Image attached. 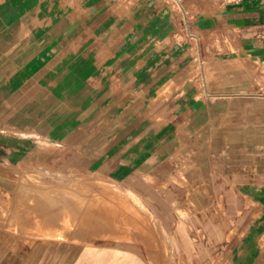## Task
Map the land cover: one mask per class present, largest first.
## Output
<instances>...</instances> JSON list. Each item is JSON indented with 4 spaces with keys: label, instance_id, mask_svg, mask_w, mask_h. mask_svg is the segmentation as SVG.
Listing matches in <instances>:
<instances>
[{
    "label": "crops",
    "instance_id": "crops-1",
    "mask_svg": "<svg viewBox=\"0 0 264 264\" xmlns=\"http://www.w3.org/2000/svg\"><path fill=\"white\" fill-rule=\"evenodd\" d=\"M142 1L0 0V164L119 185L176 264H264V0ZM87 253L0 218V264Z\"/></svg>",
    "mask_w": 264,
    "mask_h": 264
},
{
    "label": "rangeland",
    "instance_id": "rangeland-1",
    "mask_svg": "<svg viewBox=\"0 0 264 264\" xmlns=\"http://www.w3.org/2000/svg\"><path fill=\"white\" fill-rule=\"evenodd\" d=\"M157 2L144 0L131 8H159L166 14L178 10L173 0ZM88 28L82 25V38L88 36ZM166 55L167 50H162V56ZM164 64L166 71L169 62ZM181 71L196 72L185 66ZM0 179L3 232L30 243L74 245L88 252L80 258L86 264L177 263L168 255L157 226L137 196L102 176H78L42 166L19 170L0 164ZM127 249L143 250L146 256H124ZM221 262L216 257L213 264Z\"/></svg>",
    "mask_w": 264,
    "mask_h": 264
},
{
    "label": "bare ground",
    "instance_id": "bare-ground-1",
    "mask_svg": "<svg viewBox=\"0 0 264 264\" xmlns=\"http://www.w3.org/2000/svg\"><path fill=\"white\" fill-rule=\"evenodd\" d=\"M135 198V197H134ZM138 199V198H137ZM139 201V200H138ZM113 237V236H112ZM108 239V238H107ZM110 240V239H109Z\"/></svg>",
    "mask_w": 264,
    "mask_h": 264
}]
</instances>
